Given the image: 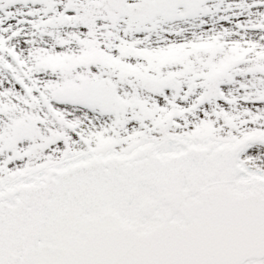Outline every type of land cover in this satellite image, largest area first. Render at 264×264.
I'll list each match as a JSON object with an SVG mask.
<instances>
[{"label": "snow or ice", "instance_id": "6c2138e0", "mask_svg": "<svg viewBox=\"0 0 264 264\" xmlns=\"http://www.w3.org/2000/svg\"><path fill=\"white\" fill-rule=\"evenodd\" d=\"M0 264H264V0H0Z\"/></svg>", "mask_w": 264, "mask_h": 264}]
</instances>
